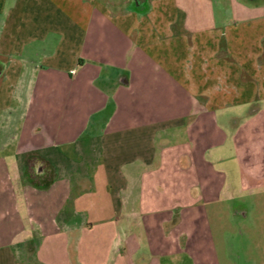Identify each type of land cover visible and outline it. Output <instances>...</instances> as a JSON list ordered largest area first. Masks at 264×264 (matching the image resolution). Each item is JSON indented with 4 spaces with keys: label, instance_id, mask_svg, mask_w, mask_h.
<instances>
[{
    "label": "crops",
    "instance_id": "crops-1",
    "mask_svg": "<svg viewBox=\"0 0 264 264\" xmlns=\"http://www.w3.org/2000/svg\"><path fill=\"white\" fill-rule=\"evenodd\" d=\"M250 190L264 0H0V264H220Z\"/></svg>",
    "mask_w": 264,
    "mask_h": 264
},
{
    "label": "rangeland",
    "instance_id": "rangeland-1",
    "mask_svg": "<svg viewBox=\"0 0 264 264\" xmlns=\"http://www.w3.org/2000/svg\"><path fill=\"white\" fill-rule=\"evenodd\" d=\"M228 207L229 214L215 226L220 264H264V192L253 196L251 190L247 191ZM232 208L240 214L233 215Z\"/></svg>",
    "mask_w": 264,
    "mask_h": 264
},
{
    "label": "flooded vegetation",
    "instance_id": "flooded-vegetation-1",
    "mask_svg": "<svg viewBox=\"0 0 264 264\" xmlns=\"http://www.w3.org/2000/svg\"><path fill=\"white\" fill-rule=\"evenodd\" d=\"M35 171H36V172H34V169H33V173H32L35 177H36V176H37V177L42 176L43 173L45 174L44 169H39V168H38V169H35ZM32 178H33V177H32Z\"/></svg>",
    "mask_w": 264,
    "mask_h": 264
}]
</instances>
